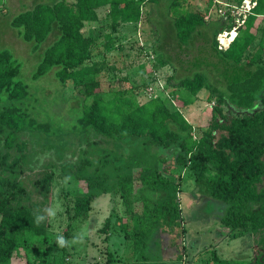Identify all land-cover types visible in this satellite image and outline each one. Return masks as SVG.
<instances>
[{
	"label": "trees",
	"instance_id": "1",
	"mask_svg": "<svg viewBox=\"0 0 264 264\" xmlns=\"http://www.w3.org/2000/svg\"><path fill=\"white\" fill-rule=\"evenodd\" d=\"M150 1L146 18L158 40L153 54L160 58L161 66L173 69L169 84L175 82L196 96L206 89L210 100L216 98L233 114L213 108L214 123L202 138L206 152L200 145L189 146L192 127L182 113L159 119L164 104L158 97L133 110L102 96L95 97L90 106L83 102L78 124L86 148L80 150L77 166L67 163L62 167L66 176L76 167L75 178L85 182L87 191L76 195L70 218L86 220L96 199L120 194L125 216L118 217L116 223L127 240L133 241V251L141 254L133 262L109 254L106 264L147 263L144 249L157 229L175 240L183 239L181 182L171 178L170 167H159V157L152 151L168 148L175 150L172 163L183 166L195 178L196 193L223 206L221 222L232 231V237L238 238L239 232L259 237L262 249L257 250L254 263L217 258L214 263L264 264V61L261 57L245 58L254 40L249 31L264 9V0H258L254 15L244 25L245 34L226 51L219 49L217 40L222 30L230 28L224 17L208 21L188 11L186 0ZM50 3L57 2H38L19 13L11 26L33 51L45 48L33 77L56 68L55 77L63 86L92 70L81 67L93 52L80 30L84 22L97 21V8L109 5L115 25L138 22L143 8L134 0H78L75 5L61 2L56 7ZM51 37L53 42L45 46ZM19 75L18 60L10 50L0 48V264L23 263L30 245L27 233L46 238L50 219L38 224L36 216L52 202L55 181L53 169L40 172L36 179L25 177L35 151L23 139L24 129L55 131L50 123L40 122L26 111L32 93L17 80ZM89 134L97 138L92 140ZM100 137L106 140L103 144ZM119 143L126 146L124 152L116 149ZM96 153L100 156H91ZM109 225L110 218L103 230ZM42 256V263L48 264L49 257ZM183 257L179 253L177 262Z\"/></svg>",
	"mask_w": 264,
	"mask_h": 264
},
{
	"label": "rangeland",
	"instance_id": "2",
	"mask_svg": "<svg viewBox=\"0 0 264 264\" xmlns=\"http://www.w3.org/2000/svg\"><path fill=\"white\" fill-rule=\"evenodd\" d=\"M77 1L56 0L55 5L50 4L55 7L61 2L75 5ZM134 1L141 3L143 7L138 22L121 21L115 25L109 5L96 9L97 21L84 22L80 31L91 43L89 49L93 52V57L81 67L83 71L92 70L88 74L82 72L76 78L69 79L63 86L55 77L56 68L37 79L33 77L45 48L33 51L31 45L18 37L17 31L11 26L14 16L33 8L38 2L48 0H0V48L10 50L18 60L20 75L17 80L26 84L32 93L31 103L26 111L40 122L50 123L55 131L51 134L30 128L23 131V139L28 141L31 151H35L25 177L36 179L40 172L53 169L55 181L52 202L45 209L58 207L55 218L50 219L46 238L26 234L30 245L22 264H43V254L45 258L49 257L48 264L53 261L56 264H106L109 254L116 259L120 257L119 261L127 262L124 254L127 255L132 250L133 241L127 240L125 232L116 223L118 217L125 216V205L119 193L102 195L96 199L86 220L70 218L76 195L87 191L85 182L75 178L76 167L70 169L69 176L72 179L65 185L66 175H63L62 167L67 163L77 166L80 150L86 148L85 138L80 137L84 135V131L78 124V119L83 114V102L85 106H90L95 97L102 96L113 101L114 105L124 104L128 110H133L158 97L164 104L159 119L165 120L170 114L182 113L192 127L189 146L194 149L200 145L206 152L208 148L202 138L214 123L213 108L220 107L225 113L233 114L228 107L220 105L216 98L210 100V93L206 89L196 96L180 88L175 82L169 84L173 69L161 66L160 58L153 54L158 40L150 31L145 11L151 1ZM185 3L188 11L199 13L211 21L220 17L231 19L236 5H241V0H186ZM229 4L233 5V9L228 10ZM256 17L254 27L249 31L254 35V40L245 58L261 57L264 61V9ZM245 32L246 27L241 28L237 37ZM52 42L51 37L45 46ZM5 101L4 96L3 102ZM89 136L92 140L97 138L93 134ZM98 139H101V144L106 141L103 137ZM106 144L110 145L111 142ZM116 149L124 152L126 146L119 143ZM152 151L159 157V167H170L171 178L181 182L180 198L186 229L183 239L177 240L160 229L153 231L145 251L151 259H156L155 264H215L216 258L221 261L254 263L257 250L262 249L257 243L259 237L241 232L238 238L232 237V231L221 222L223 206L196 193L193 175L183 166L172 163L175 150L163 148ZM91 156L100 155L96 153ZM108 218L110 225L103 230ZM78 233L85 234L83 243L64 248L57 246L58 235L62 234L71 241ZM120 243L123 246L122 255L112 248ZM179 253L184 255L181 263L176 260Z\"/></svg>",
	"mask_w": 264,
	"mask_h": 264
},
{
	"label": "built area",
	"instance_id": "3",
	"mask_svg": "<svg viewBox=\"0 0 264 264\" xmlns=\"http://www.w3.org/2000/svg\"><path fill=\"white\" fill-rule=\"evenodd\" d=\"M257 4L258 0H243L239 7L236 5L237 8H235L233 17L231 19L226 17V22L230 28L222 30L217 36L219 42L218 47L221 51H226L230 48L231 44L237 38L239 30L246 24L248 17L254 14V9L257 7ZM232 6L229 4L228 10L233 9Z\"/></svg>",
	"mask_w": 264,
	"mask_h": 264
},
{
	"label": "clouds",
	"instance_id": "4",
	"mask_svg": "<svg viewBox=\"0 0 264 264\" xmlns=\"http://www.w3.org/2000/svg\"><path fill=\"white\" fill-rule=\"evenodd\" d=\"M71 176H66L64 179L65 185L68 184L69 181H71ZM58 206L49 207L44 210H38V214L36 216V222L42 223L45 219H54L56 216ZM84 233H78L76 234L71 241L67 240L62 234L57 236L56 243L59 248L68 247L71 245L83 243L84 241Z\"/></svg>",
	"mask_w": 264,
	"mask_h": 264
},
{
	"label": "crops",
	"instance_id": "5",
	"mask_svg": "<svg viewBox=\"0 0 264 264\" xmlns=\"http://www.w3.org/2000/svg\"><path fill=\"white\" fill-rule=\"evenodd\" d=\"M125 237H126V235H125ZM112 248L114 249V251H117L118 254H120V255L123 254V246L121 245V243L119 245L114 246V247L112 246ZM146 248H147V245H146ZM146 248L144 249V252H145L146 256L149 257V261L145 264H155L156 259L150 258L149 253L147 251H145ZM140 254H141V252L133 251V249H132V250L128 251L127 255L124 254V257L127 259V262H133V261L140 259ZM119 259H120V257H119ZM123 260H125V259H123ZM183 260L180 261V263L183 262Z\"/></svg>",
	"mask_w": 264,
	"mask_h": 264
}]
</instances>
